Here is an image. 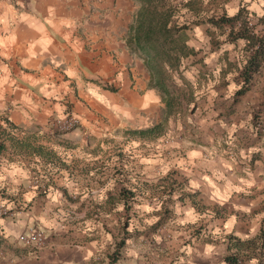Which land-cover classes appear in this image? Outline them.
<instances>
[{"label": "crops", "instance_id": "obj_1", "mask_svg": "<svg viewBox=\"0 0 264 264\" xmlns=\"http://www.w3.org/2000/svg\"><path fill=\"white\" fill-rule=\"evenodd\" d=\"M241 8L264 16V0L224 2L229 16ZM134 12L130 0H0V124L70 140L154 125L166 104L127 42ZM208 29L196 26V42L226 71L236 46L211 48ZM255 83L251 97H210L191 138L160 140L141 161L153 179L47 174L40 153L0 155V264H226L234 239L264 231V79ZM33 224L49 235L36 252L17 242Z\"/></svg>", "mask_w": 264, "mask_h": 264}, {"label": "rangeland", "instance_id": "obj_2", "mask_svg": "<svg viewBox=\"0 0 264 264\" xmlns=\"http://www.w3.org/2000/svg\"><path fill=\"white\" fill-rule=\"evenodd\" d=\"M225 1L226 0H202L201 7L204 9L203 16L207 20L206 23H209L215 28V30L211 31L209 29L206 30V34L211 38V48L212 46L220 47L222 44L226 46L227 44H230V46L234 44V46H236L234 49L235 51L230 50L228 54L227 52L225 54L227 70L225 71L224 69V71L221 70L218 72L214 70L213 67L209 68L207 66L205 62V50L207 48H202L198 40L196 42V26L192 30H188L187 44L193 47L195 51H199V53L194 54L188 50V56L183 60L180 66H172L169 64H162L160 66L161 77L171 95L166 96L158 87L157 88L164 95V99L167 98L173 101V107L169 114L166 113L167 109L165 108V113L159 115V119L154 124L161 125L160 129L156 131V133H160L157 137H141L140 134L134 132L137 129L125 130L119 132L117 135L85 136L78 140H76V138L70 140L61 136L49 139L43 137H30V141L33 145H42L43 149L41 151L32 149L21 153L25 154L26 159H30L33 152L40 153L41 159L39 167L43 172L46 171L47 174H52L54 172V169L50 170L47 166L51 165L53 167L56 166L54 168H64L67 173L72 175L93 170L95 173H98L97 179L104 178L105 175H107V178L110 177L111 179H153L147 174H141V161L145 156H151L156 144L160 140L168 142L172 137L191 138V135L194 133L193 129L197 127L198 122L202 121V115L204 111H206L204 110L205 107L208 105L212 106V102L209 103L210 100H208L210 97L216 96L220 91L224 93L226 90H228L226 94L236 99L240 97H251L256 79H264L263 65L256 70L250 81L245 83L243 70L251 53L248 50V40L230 35L231 27L227 23H223L222 27H217L209 21V17L215 15L216 17H220L222 13H225ZM130 3H133L135 6V12L131 21L132 24L135 14L139 9V3L136 0H130ZM184 12H186L185 16L188 18L191 17V12H187V9H184ZM245 21H248V27L253 29L251 32L252 34H254L255 31H259V29L264 31V22H261L257 16L251 17L246 12L239 21H236L235 33L240 27L243 28L244 25L242 23ZM242 39H245L244 46L239 44L243 42ZM235 52H238L239 55H234L233 53ZM140 55L142 56L141 53ZM262 62H264V57ZM240 67L242 68L240 69ZM229 72H231V74ZM227 78H229L230 82H228ZM239 78L242 79L243 83L241 82V86L235 89L233 81L237 79L240 80ZM153 81L154 79L152 82ZM217 85H219L220 89L216 87ZM243 85H247L249 88L246 92L237 94V91L243 87ZM12 136H15L12 129H10L8 125L0 124V155L10 159L18 157L17 152H15L16 150H14L16 148L12 146L14 145L11 141ZM74 145L79 146L74 147V152L69 151V148ZM18 151L20 152L21 149H18ZM31 161L34 162L33 158H31ZM167 211L168 206L165 208V203H162V221L168 216ZM175 259L176 257L172 256V260ZM250 263L259 264V260L257 257H254Z\"/></svg>", "mask_w": 264, "mask_h": 264}, {"label": "trees", "instance_id": "obj_3", "mask_svg": "<svg viewBox=\"0 0 264 264\" xmlns=\"http://www.w3.org/2000/svg\"><path fill=\"white\" fill-rule=\"evenodd\" d=\"M136 1L139 3V9L129 27L127 42L130 47L142 54L152 80L154 79V86H157L166 96H170L171 93L161 77L160 66L162 64L180 66L188 56V50L194 54L199 53L187 44V38L188 30L207 21L203 16L202 0ZM184 9L191 12V17L185 16ZM246 12L245 8H241L234 16L222 13L220 17H216V15L209 17V21L217 27H222L223 23L229 24L230 35H234L233 37H242L248 40V50L251 53L243 70L245 83L249 82L252 75L259 69L264 57V37L260 38L252 34L253 29L248 27V21L242 23L243 28L240 27L235 33L236 21H239ZM259 19L264 22V16ZM248 88L247 85H243L237 94L246 92ZM164 101L166 113L169 114L173 107V101L167 98ZM160 127V124H156L153 127L137 129L134 132L140 134L141 137L153 138L160 134L156 133ZM11 141L14 144L13 147L22 151L32 149L41 151L43 149L42 145H33L30 138H21L15 135L11 137ZM229 250L226 264H251L250 261L254 257H257L259 264H264V231L251 239L243 241L234 239Z\"/></svg>", "mask_w": 264, "mask_h": 264}, {"label": "built area", "instance_id": "obj_4", "mask_svg": "<svg viewBox=\"0 0 264 264\" xmlns=\"http://www.w3.org/2000/svg\"><path fill=\"white\" fill-rule=\"evenodd\" d=\"M75 121L72 119H69L65 121V123L62 125L63 129L71 128L74 126ZM49 235L46 232L45 229L41 228L38 224H33L29 226L24 233H22L18 239L17 242L22 243L25 246H30L35 249H32L33 252H36V250L43 248L45 246V243L48 239ZM5 237L3 236L2 232H0V256H2V249L4 246Z\"/></svg>", "mask_w": 264, "mask_h": 264}]
</instances>
